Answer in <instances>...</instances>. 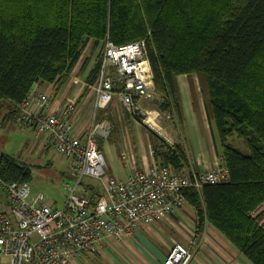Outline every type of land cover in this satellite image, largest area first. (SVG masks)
I'll use <instances>...</instances> for the list:
<instances>
[{"label":"trees","instance_id":"trees-1","mask_svg":"<svg viewBox=\"0 0 264 264\" xmlns=\"http://www.w3.org/2000/svg\"><path fill=\"white\" fill-rule=\"evenodd\" d=\"M108 41L117 46L146 41L155 91L183 129L177 79L197 75L230 180L182 190L195 213L196 235L212 225L251 264H264V226L253 217L264 203V0H0L4 124H16L33 87H55L54 99L89 43ZM99 72L100 61L86 79L88 88ZM110 108L101 110V119L112 122L113 139L118 127ZM149 134L157 164L177 175L199 172L184 146L171 147ZM233 138L248 152L235 147ZM99 142L101 149L104 140ZM0 179L29 185L33 173L3 154Z\"/></svg>","mask_w":264,"mask_h":264},{"label":"built area","instance_id":"built-area-1","mask_svg":"<svg viewBox=\"0 0 264 264\" xmlns=\"http://www.w3.org/2000/svg\"><path fill=\"white\" fill-rule=\"evenodd\" d=\"M99 61V76L90 87L95 95L93 120L83 136L75 134L70 118L76 112L73 103L66 104L62 116L50 112L54 90L50 94L33 87L20 105L16 124L31 129L36 141L47 136L50 146L70 163L77 185L64 207L55 209L42 195L30 200L28 184L0 179L5 196L0 202V264L2 258L5 264H73L87 254L104 256L111 242L132 243L141 230L154 229L178 213L185 204L184 188L200 190L230 180L225 166L177 175L151 160L146 170H140L127 151L123 159L130 173L124 178L109 175L98 142L107 139L113 127L108 121L96 122L94 115L113 105L115 98L125 110L139 115L136 103L153 94L154 74L146 41L123 46L107 42ZM72 81L82 84L78 78ZM85 177L100 182L102 197L76 194ZM253 217L264 226V203ZM193 259L191 248L172 240L163 264H191Z\"/></svg>","mask_w":264,"mask_h":264},{"label":"crops","instance_id":"crops-1","mask_svg":"<svg viewBox=\"0 0 264 264\" xmlns=\"http://www.w3.org/2000/svg\"><path fill=\"white\" fill-rule=\"evenodd\" d=\"M94 64V61L82 64L81 58L65 87L54 99H52L50 103V112L56 116H62L66 104L74 101L73 103L76 105L77 109L75 114L70 116V118L75 124V134L77 136H83L86 130L90 127V122L93 120L94 114L93 104L95 96L92 91L86 92L83 90L85 88L74 85L72 80L73 78L81 79L77 76L79 74V69L83 71V75L90 73ZM188 77H190L188 78L189 82L185 80V76L177 79L185 115L184 127L186 130V136H181V138L183 137L182 140L187 139V151H189L188 154L193 159L197 169L201 167L207 168L209 165H212L217 158L216 149L211 145L210 137L204 128V120H202L203 116L201 114L197 117L204 129L203 136L198 135L192 129L194 126H192L189 106L190 104H193L194 107L201 111L200 104L203 100L200 86L199 90H196L197 87L194 81L195 76ZM83 80L84 79H81V81ZM36 89L45 93H51V91H53L51 86H37ZM5 116L6 111L3 110L0 114V121L3 120L2 126L6 128L8 125H13L16 130V134L13 136L14 142L11 148L16 149L17 151L19 149L24 151L25 149V152L36 149L43 152L46 149H49L48 147H50V144L48 143L47 136H44L41 140L36 141L33 137L31 129L19 127L14 121L4 124ZM94 120L96 122L108 121L109 123H112L105 117L101 119V110L96 111ZM112 131L113 130H111L110 135ZM105 142L103 147L105 155L108 159L110 172H113V175L120 176L119 172L122 171V168L120 169L121 166L119 167V164L115 159L116 156L114 150L112 149L114 145H109L107 140ZM183 143H185V140H183ZM123 163L122 167H125V169L130 173L129 166L126 165L124 160ZM133 163H135L136 167L139 168L135 160H133ZM142 167L140 169H147ZM123 174L124 176L126 175V173ZM4 197V193L0 186V202L3 201ZM182 210H184V212H178V214L170 215L154 229L145 231L141 230L137 233L136 239L132 243L111 242L104 256L98 255L100 257L99 259L101 260L102 257V259L108 264H163L165 257L169 253L171 241L176 240L191 248L193 251L194 259L191 264H251L223 236V234H221L212 225H207L202 234L196 235V218L193 208L186 203ZM1 261L4 264L7 262L5 258H2ZM73 264H84V262L79 259Z\"/></svg>","mask_w":264,"mask_h":264},{"label":"rangeland","instance_id":"rangeland-1","mask_svg":"<svg viewBox=\"0 0 264 264\" xmlns=\"http://www.w3.org/2000/svg\"><path fill=\"white\" fill-rule=\"evenodd\" d=\"M106 43L104 42L102 43V45L101 44L95 45L94 42L89 43L82 56V64H87L89 61H94L95 63L93 66L94 68L100 60V56L104 50ZM82 73L83 71L79 69V74L77 76L80 77L81 79H84L83 80L84 82L82 81V84L80 83L78 84V86H81V88H85L83 90H85L86 92L92 91L91 88H88L86 86V79L88 78L90 73H88L87 75H83ZM194 76H195L194 77L195 85L197 87L196 90H199V85H198L199 78L197 77V75ZM179 77H184V76H179ZM185 77H186L185 80L189 82L188 78L190 77L187 76ZM154 85L155 84L153 80V87ZM153 87H152V91H153ZM53 90L56 91L55 87H53ZM73 102L74 101H71V103ZM113 102H114L113 108L112 109L110 108L111 110L109 109L108 110H109V116H111L113 120H115L113 116L116 117L115 122L117 121L116 126L118 127V133L114 135L113 139H112V135H110L107 139H104V142L107 140V143L109 145L111 143L114 145L112 149L114 150L116 156L115 159L119 164V167L121 166L120 169L122 168L121 169L122 171L119 172L121 178H124L126 175L129 174V172L125 169V167L124 168L122 167V164H124L123 163L124 152L127 151L128 153H130L132 162L133 160L137 162L139 167L138 169H140L142 166H143L142 168H147L150 165L151 160L155 161L151 147L152 144L149 139L150 138L149 133L155 134L157 137L161 138L166 143H168L171 147L175 145H182L184 146L186 151L188 150L187 139H183L185 140V143H183L182 140L183 137L181 138V136H186L185 128L183 129L179 125L176 115L174 116L171 111L164 109L165 102L163 98L156 93L155 87L153 94L151 95L150 98L148 99L142 98L136 103L137 108L139 110L138 111L139 115L137 114L136 111L128 112L127 110H125L124 107L116 98L114 99ZM202 103L200 104L201 111L190 103H189L190 104L189 107H190V118L192 121V126H194L192 127V129L198 135L203 136L204 129L202 128V125L200 124L199 119L197 117L199 116V114H201L204 117V118L202 117V120H204L203 125L207 133L209 134L211 145L216 149V154H217V158L215 160L216 162L214 161L213 164L209 165L207 168L201 167L198 169L200 172H207L209 170L215 169L217 166H224V163L222 160L223 159L222 151L220 147V141L217 136L215 124L214 122H209L205 110V105L204 103L203 104ZM3 110L4 109H0V114ZM140 112H143V115H140ZM126 113H128L132 117L126 115ZM195 113L198 114L196 115ZM149 120H151V122L155 125V127L150 126ZM2 121H0V157L3 154H8L32 170L33 180L29 184L31 189L30 200H33L37 195H42L45 204L51 205L55 209L63 208L68 196L71 194L72 190L77 185V179L72 176V173L70 171V165H69L70 163L66 161L60 154H58L51 146L48 147L49 149H46L43 152L38 151V149L25 152V149L24 151L22 149H19L17 151L16 149L11 148L14 142L13 136L16 134V130L14 129L13 125H8V127L4 128L2 126L3 125ZM110 139H112L111 140L112 142H109ZM233 139L231 140H233V143H235V147L241 149L243 153L248 152L247 148L244 147L242 140H238L237 138H233ZM99 143L100 142H98V145ZM105 143L103 145H105ZM103 145L101 146V150L104 153V156L107 160V166L109 170L108 173L109 175H113L112 174L113 172L112 173L110 172L108 159L107 156L105 155ZM140 170H144V169H140ZM123 173H126V175L124 176ZM76 194L87 199L91 197L93 199L100 195L103 196L104 191L102 189V185L98 180L85 177L82 181L81 186L77 188ZM182 209L179 212H184V210ZM259 209L260 208H258V210H256L254 213H257ZM195 229H196V225H195ZM96 257L98 256H92L88 254V255H84L80 260L83 261V259L86 258L87 260L85 259L84 262L86 263L84 264H108L106 263L105 260L102 259V257L101 260L99 258L98 260L95 259Z\"/></svg>","mask_w":264,"mask_h":264},{"label":"bare ground","instance_id":"bare-ground-1","mask_svg":"<svg viewBox=\"0 0 264 264\" xmlns=\"http://www.w3.org/2000/svg\"><path fill=\"white\" fill-rule=\"evenodd\" d=\"M149 124L151 127H155V125L151 122V120H149Z\"/></svg>","mask_w":264,"mask_h":264}]
</instances>
